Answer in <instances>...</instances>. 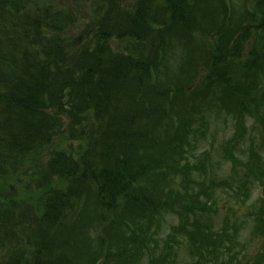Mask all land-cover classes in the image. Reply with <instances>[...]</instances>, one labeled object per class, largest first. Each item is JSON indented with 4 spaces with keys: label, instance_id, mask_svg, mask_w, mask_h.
<instances>
[{
    "label": "trees",
    "instance_id": "1",
    "mask_svg": "<svg viewBox=\"0 0 264 264\" xmlns=\"http://www.w3.org/2000/svg\"><path fill=\"white\" fill-rule=\"evenodd\" d=\"M61 1L0 0V264H141L146 250L150 264H169L167 254L155 259L152 249L164 243L151 219L176 212L184 196L190 206L183 214L208 219L214 201L210 187L197 195L189 183L179 194L163 189L178 175L190 179L184 166L196 147L182 140L205 138V108L221 106L237 121L264 109L237 68L253 79L264 70V48L242 61L252 28L234 19L226 27L229 0H81L73 7L84 10L81 24ZM253 3L252 16H264V0ZM227 37L233 44H220ZM202 41L218 44L198 63ZM178 43L196 76L201 69L197 88L183 84L184 70L152 67ZM190 106L198 113L195 130ZM54 139L76 151L58 143L57 152L38 159ZM202 156L207 164L210 155ZM15 187L24 196L10 191ZM211 232L197 263L225 256L235 263L234 237Z\"/></svg>",
    "mask_w": 264,
    "mask_h": 264
},
{
    "label": "rangeland",
    "instance_id": "2",
    "mask_svg": "<svg viewBox=\"0 0 264 264\" xmlns=\"http://www.w3.org/2000/svg\"><path fill=\"white\" fill-rule=\"evenodd\" d=\"M80 1L81 0H68V6L81 24L83 22L82 17L84 10H80L79 8L73 10V7ZM66 2V0H62L61 4H67ZM228 4L232 6V10L228 9L227 11L229 17L227 15L226 27H228L229 20L234 19L235 25L240 26L246 24V26L252 28L248 30L250 36L245 41L244 50H241L242 57L244 58V60H242V58L241 60L245 61L251 51L256 49L261 51L264 48V30L261 29L264 25V16H258V18L257 16H252L254 11L252 9L254 7L253 0H229ZM251 18L252 20H250ZM227 40L229 41L228 37L227 39L224 38L220 44L224 45V43H227L228 46H230L234 42V40L230 42H227ZM202 43L203 44H201V42L197 43V47L201 49L198 63H201L203 59L208 60V58L205 57L206 50L209 49L210 46L218 44L217 41L208 44L202 41ZM182 45L183 43H178L176 46L172 45L168 52V57H165L163 60L158 58V61L154 62L152 67L154 71L158 73L167 72L166 70L168 69V72L172 71L171 73L173 75L178 74V71L184 70L182 76L180 75L183 84H186L184 80H190L192 83H195L194 85L197 88L200 85L201 69H198V75L196 76L195 70L197 69H194L196 65L194 62L193 66L189 65V59L187 58L191 56L188 57V51ZM115 46L116 44H113V48ZM250 58L252 57L250 56ZM237 68L238 78H241L242 83L248 82L249 87L247 89H249L253 98L264 99V97H262V92H264V81L262 79V77H264V70L257 68L255 73H251L255 77L253 79L246 78V80L244 77L246 75L243 74L245 72L241 71V65L237 66ZM254 70L255 69H253V71ZM239 74H242V76H239ZM239 97L241 96L239 95L237 98ZM226 99L232 100V98L228 96H226ZM234 99L235 98H233V101H235L236 104L241 101V98L239 101ZM247 100L250 99L248 98ZM244 102L246 101L244 100ZM233 106H229L228 108L232 109ZM184 108H181V110ZM187 110L195 113V118L192 119L194 122H191V127H193L191 129L195 130L200 128V123H196L199 118L195 106H190ZM203 112V123H208L207 132L204 134L205 138L195 142L193 141L195 137L190 134L182 140L183 142L186 139L190 145L196 147L195 151L191 152V155H188L189 159H187V163L184 166H187L186 168L188 169H192V172L188 175L190 179H188V177L185 179L186 173L183 174L184 179L178 175L175 177V185L171 186L170 183H168L163 189L170 187L175 194H179V192L181 193L184 190V188H181L184 183H189L187 188L190 189L189 191L192 190L191 194L197 195L202 191L201 187L207 189L210 187V189H212L214 201L210 209L205 211L208 215L207 218L211 220L209 221L206 219L205 213L202 212L200 216V212L197 213V216L195 213H190V215H188L189 213L183 214V211H188V207L190 206V201L186 199L185 196L184 199L186 200L182 199L177 202L174 208L176 212H173V210L169 208L170 211L168 210L165 213H156L155 217H151L150 228L152 233L158 232L156 238H158L161 243H164V245L161 244V246L152 249L156 253L155 259L158 260L159 257L162 258V256H164L166 258L168 256L172 260L169 264H198L197 261L199 260L200 250H205L206 247L205 242L202 240L203 238H207L204 235L212 231L213 233L211 232V234H220L224 240L228 237L232 238L236 232L235 228H238L239 230L236 237L231 239L234 240L235 245L232 249L233 253L231 256L236 254L238 260L233 264H264V211H260L264 208V203L261 205L263 202L261 200V192L264 187V175H262V173H264V109L263 107L259 108L258 112L252 110V114H248L241 121H239V119L237 121L235 117H233L235 116L234 113L224 111L221 106H216L214 109L209 110L205 108ZM178 127L180 134H182L184 130L183 124L179 123ZM183 136L182 134V137ZM58 143L65 148L70 146V150L76 151V144L66 145V143H62L60 140L57 142V140L54 139L50 146L43 150V156L38 157V159L44 161L48 153L51 155L52 152H57V150H59L58 146H60ZM190 145H185V149L191 147ZM204 152L210 155V158L207 159V164L204 161L205 158L202 156ZM256 158V162H252ZM250 163H252L253 170L255 168L258 172H255V174L259 175L261 178L260 181H256V175L252 174ZM26 166L27 170L31 172L32 165L27 164ZM202 168L206 169L204 173ZM205 176H208L207 179H205ZM244 181H247V184L244 183ZM221 183L223 187L218 186ZM228 184L229 187L227 186ZM244 185H246V187ZM245 188L248 189L247 194ZM17 189L16 187L15 189L11 188L10 191L14 193V195L24 196L22 189ZM202 198V201H204V203H202L203 205L206 203L207 198L203 196ZM203 207L204 206H202V208ZM253 212L252 218L250 215ZM142 240L146 243V245L143 243L145 247H149L150 238L148 239L149 243L147 242V237H143ZM139 243H141L140 240ZM228 245H230V243H228ZM169 250L171 252H169ZM146 253L147 250L144 252V255H142L144 260L141 264H150L149 260L151 256ZM165 258L163 260H165ZM156 260H154L155 263ZM229 261H231V259L225 256L218 259L217 264H228Z\"/></svg>",
    "mask_w": 264,
    "mask_h": 264
}]
</instances>
